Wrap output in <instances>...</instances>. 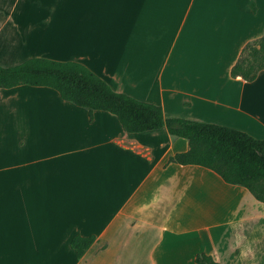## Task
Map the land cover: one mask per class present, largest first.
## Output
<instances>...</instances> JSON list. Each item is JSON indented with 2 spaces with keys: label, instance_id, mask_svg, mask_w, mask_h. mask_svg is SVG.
I'll return each instance as SVG.
<instances>
[{
  "label": "crops",
  "instance_id": "0c3cea01",
  "mask_svg": "<svg viewBox=\"0 0 264 264\" xmlns=\"http://www.w3.org/2000/svg\"><path fill=\"white\" fill-rule=\"evenodd\" d=\"M264 35V0H0V64L76 60L166 117L264 139V69L234 77ZM189 141L48 86L0 87V264H264V202L200 164ZM96 235L79 258L72 239Z\"/></svg>",
  "mask_w": 264,
  "mask_h": 264
},
{
  "label": "trees",
  "instance_id": "16d2710c",
  "mask_svg": "<svg viewBox=\"0 0 264 264\" xmlns=\"http://www.w3.org/2000/svg\"><path fill=\"white\" fill-rule=\"evenodd\" d=\"M263 69L264 35L246 43L231 73L252 81ZM20 84L52 87L62 98L87 108L91 117L97 109L107 110L129 132L166 127L189 141V149L171 156L170 161L206 166L226 182L247 187L264 202V139L226 125L166 117L161 105L114 90L90 67L76 60L30 57L15 65L0 64V87ZM96 240V235L77 234L71 243L81 258ZM195 260L200 264H220L207 253L197 254Z\"/></svg>",
  "mask_w": 264,
  "mask_h": 264
}]
</instances>
